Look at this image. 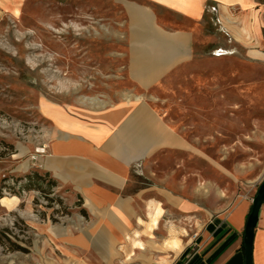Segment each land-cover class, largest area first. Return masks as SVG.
<instances>
[{
	"label": "rangeland",
	"instance_id": "1",
	"mask_svg": "<svg viewBox=\"0 0 264 264\" xmlns=\"http://www.w3.org/2000/svg\"><path fill=\"white\" fill-rule=\"evenodd\" d=\"M178 21L175 13L152 0H0V200L17 199L13 211L0 206V264H22L32 246L38 245L48 246V255L64 257L70 264H149L157 256L169 255L161 246L170 229L187 241L210 214L223 210L264 178L263 67L247 61L199 60L202 52L211 56L227 52L203 51L199 43L191 49L196 54L191 62L175 66L177 55L158 60L152 32H182L186 27ZM178 36V40L164 39L162 46L186 37ZM185 50L181 46L164 52ZM132 64L142 74L175 70L151 83V78L143 77L150 86L139 89L127 76ZM135 93H142L164 123L188 139L187 149L164 148L131 167L122 193L132 200L136 214L127 222V248H119L120 237L89 238L95 248L105 249L106 263L94 248L54 252L51 248L64 230L74 235L82 229L100 230L106 222L82 216V206H76L79 198L57 181L47 194L21 190L26 175L45 173L40 157L44 147L50 149L55 141L52 118L41 104L57 108L74 124L62 132L71 137L86 126L84 118L92 119L91 111ZM78 115L83 119L78 120ZM16 143L26 149L24 154ZM8 145L19 156L13 158ZM8 187H14L16 196ZM149 202L156 207L155 227L146 215ZM135 228L145 250H135L129 261L128 237Z\"/></svg>",
	"mask_w": 264,
	"mask_h": 264
},
{
	"label": "crops",
	"instance_id": "2",
	"mask_svg": "<svg viewBox=\"0 0 264 264\" xmlns=\"http://www.w3.org/2000/svg\"><path fill=\"white\" fill-rule=\"evenodd\" d=\"M152 1L158 7L175 13L178 22L186 27L182 32L176 29L152 32L151 43L158 45L155 50L158 60H170L177 55L173 59L176 61L175 66L179 62H191L196 57L191 49L199 43L203 45V51L227 50L219 56H211L208 52L199 53V60L255 62L264 71V1ZM210 6L216 7L215 14L206 10ZM180 33L186 36L182 41L162 46L164 39L167 42L172 37L177 39ZM181 46L186 48L182 53L164 52L167 48ZM136 65L132 64L127 69V76L139 89L147 88L150 86L147 84L153 80H159L175 70L169 67L142 74ZM143 77L151 78L149 83L143 82ZM91 112L94 115L91 120L77 116L78 120H86V126L77 131L78 136L63 135L59 140L55 138L50 149L47 145L44 147L40 166L61 186L68 188L75 199H80L88 218L106 223L100 230L82 229L74 235L64 230L55 248H51L54 252L70 253L73 248H95L89 241L94 236L120 237L122 245L119 248H127V222L136 214L132 200L122 193L128 187L131 167L164 148L187 149L188 139L181 136L176 128L164 123L158 109L144 101L142 93L126 95L118 103ZM261 181L253 183L250 191L237 197L223 210L210 214L192 238L182 241V249L177 254H169L173 256L168 264H245L244 228L256 186ZM0 201V206L8 212L13 211L16 205L12 197L1 198ZM134 232L138 230L135 228ZM74 236L84 239L87 244L75 243ZM141 238L142 235V241ZM32 248L22 264H70L64 257L48 255V246ZM117 253L122 255L123 252L119 250ZM104 255L101 259L106 263L109 256L106 251ZM251 256L252 264H264V202L258 213Z\"/></svg>",
	"mask_w": 264,
	"mask_h": 264
},
{
	"label": "bare ground",
	"instance_id": "3",
	"mask_svg": "<svg viewBox=\"0 0 264 264\" xmlns=\"http://www.w3.org/2000/svg\"><path fill=\"white\" fill-rule=\"evenodd\" d=\"M90 101V99H85ZM45 109H46V114L48 116H50L52 118L53 121V126H54V135L55 138L57 140L61 139L63 137L62 132L72 128L74 126L73 123H71L69 120L65 119L60 111L57 108H53V107H47L44 103L41 104ZM83 114H85L84 112H82ZM10 139L13 140L14 142L17 141L15 137L10 136ZM17 148L19 149L20 154H24L26 152V149L21 146L20 144L16 143ZM38 152H43V150L37 149ZM17 156H19V154H13L12 157L16 158ZM13 200H17L16 197H12ZM155 214H156V207L154 205V203L149 202L147 203V218L151 219L152 222V226L155 227L156 225V218H155ZM29 224H33V222L30 220L28 221ZM47 225H45L46 227ZM68 232L70 233V230H68ZM170 232V236L168 239L165 240L164 244H163V248H165L169 254H177L181 249H182V240L177 237L176 235H174V231L172 229L169 230ZM129 241H130V251L127 254V259L131 261L134 257H135V250H139V251H144L145 250V245L143 244V242L140 240V235L138 234V232H134L132 237H128ZM149 240L153 239V237H148ZM74 240L77 243H82V244H87V242H84V239H81L79 237L76 238V236H74ZM93 244V243H92ZM95 246V245H94ZM96 249L99 253H101L103 256H105V249L104 248H94ZM173 255H166V256H157L155 258H153V262L149 263V264H168L169 260L172 258ZM79 264H84L83 262H79ZM142 264H148L146 263V261H142Z\"/></svg>",
	"mask_w": 264,
	"mask_h": 264
},
{
	"label": "water",
	"instance_id": "4",
	"mask_svg": "<svg viewBox=\"0 0 264 264\" xmlns=\"http://www.w3.org/2000/svg\"><path fill=\"white\" fill-rule=\"evenodd\" d=\"M263 202H264V178L262 179L261 183L258 185L256 194L252 199L251 209L247 216V220L244 228L243 246H244L245 264H252V256H251L252 241L254 237V230L258 220V213Z\"/></svg>",
	"mask_w": 264,
	"mask_h": 264
},
{
	"label": "trees",
	"instance_id": "5",
	"mask_svg": "<svg viewBox=\"0 0 264 264\" xmlns=\"http://www.w3.org/2000/svg\"><path fill=\"white\" fill-rule=\"evenodd\" d=\"M8 147L11 149V154H14L12 146L8 145ZM47 176H49L47 172H45L44 174H39L38 172H32L31 174L26 175L24 177V179L26 180V183H24L21 190H27V191L37 190V191L42 192L43 194H47L48 189L57 185L56 180H54L53 178H50L49 180H47L46 185L43 186L45 180L47 179ZM6 179L7 178H3L2 181H5ZM17 180H22V178H17ZM13 189L14 187H8L9 192H11L12 195L16 196V193L14 192ZM76 206H81L80 199H79V202L76 204ZM80 212L82 216L86 217V212L84 209H81ZM68 214L69 212H65V215H68ZM12 246L16 248L15 250L26 252V249H23L17 244H12Z\"/></svg>",
	"mask_w": 264,
	"mask_h": 264
},
{
	"label": "built area",
	"instance_id": "6",
	"mask_svg": "<svg viewBox=\"0 0 264 264\" xmlns=\"http://www.w3.org/2000/svg\"><path fill=\"white\" fill-rule=\"evenodd\" d=\"M207 11L215 12L216 8L214 6H210L206 8Z\"/></svg>",
	"mask_w": 264,
	"mask_h": 264
}]
</instances>
